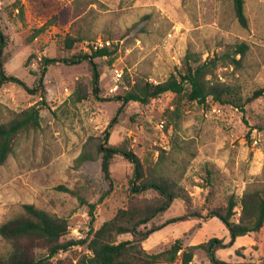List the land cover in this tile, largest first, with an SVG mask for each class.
I'll return each mask as SVG.
<instances>
[{
    "label": "rangeland",
    "instance_id": "rangeland-1",
    "mask_svg": "<svg viewBox=\"0 0 264 264\" xmlns=\"http://www.w3.org/2000/svg\"><path fill=\"white\" fill-rule=\"evenodd\" d=\"M245 10L248 27L240 23L233 0H0V27L8 37L5 69L31 88L45 57L89 50L100 38L117 46L113 55L96 59L100 97L93 91L88 60L50 65L44 93L15 83L0 88V123L32 105H38L41 114L40 128L21 131L0 166V226L23 212L25 203H33L68 218L71 230L64 240L82 238L90 231L91 203H96V229L128 206L131 161L122 155L114 159V187L103 198L110 186L101 158L81 165L77 158L86 139L102 135L121 106L110 98L124 94L136 78L164 81L181 72L188 52H196L202 61L217 58L208 77L237 86L244 100L264 87V0H245ZM69 38L76 40L72 50L65 44ZM241 42L249 49L240 64L232 63V46ZM117 70L122 73L119 79ZM109 142L129 146L146 168L174 179L190 195V201L176 199L148 223L147 228L161 226L144 242L150 252L169 249L176 241L184 249L211 237L230 241L228 228L217 217L173 221L205 203L208 168L218 171L224 192L241 196L249 188L264 189V95L247 103L245 111L211 97L200 103L173 92L146 104L132 102L119 116ZM155 195L148 191L142 197ZM7 249L0 234V255ZM87 251L74 247L58 257L67 259L63 264H70L69 259L78 264L80 253ZM218 255L227 261L264 264V227L239 237ZM189 264L211 263L198 249Z\"/></svg>",
    "mask_w": 264,
    "mask_h": 264
},
{
    "label": "trees",
    "instance_id": "trees-1",
    "mask_svg": "<svg viewBox=\"0 0 264 264\" xmlns=\"http://www.w3.org/2000/svg\"><path fill=\"white\" fill-rule=\"evenodd\" d=\"M16 1V0H15ZM236 15L244 27L249 26V19L245 10V0H233ZM40 28L38 31H43ZM75 39L65 41L68 50H72ZM8 37L0 27V88L8 83H15L32 93L46 90L45 76L48 67L57 61L69 64H79L88 60L93 70V91L100 97V71L97 58L108 57L115 53L116 44L95 48L94 44L89 50H81L63 58L45 57L41 75L35 87L28 86L21 78L8 74L5 69V48ZM233 47L234 55L241 54V58L231 56L232 63L240 64L246 55L249 45L245 42L236 43ZM217 58L201 60L196 52H188L179 74H171L164 81L155 83L145 77L136 78L122 95H116L111 100L121 102L116 115L112 118L102 135L89 136L83 143L82 151L77 158L79 165L87 161L101 158L102 171L109 189L103 195L108 196L114 187V178L111 174V165L118 155L124 156L134 164L133 176L130 180L131 199L127 207L121 208L99 228L94 227L96 203L90 204V231L82 238H63L70 233L71 227L68 218L52 215L33 203H25L24 211L8 219L0 226V234L6 242L8 249L0 255V264H63L67 259L58 255L62 252L72 251L74 247H85L88 251L81 252L78 264H152L168 262L189 264L196 251L202 249L207 253L211 264H257L254 262L227 261L218 255L220 249L229 247L242 236L258 233L264 227V189L249 188L241 196L235 192H224L222 178L210 167L207 169L203 187L207 190L206 201L202 207L194 208L173 221L184 217L204 218L217 217L228 228L230 241L211 237L207 241L189 245L184 249L180 241H176L169 249L160 252H150L144 247V242L161 226L147 228L155 217L165 212L176 199L182 198L190 201L187 190L178 183L157 172L155 168H146L140 156L129 146L113 145L109 142L112 130L118 123L119 116L124 112L126 105L132 102L148 103L165 93L173 92L176 95H185L191 101L204 103L213 98L222 104H231L241 111H245L246 104L264 95V87L254 91L253 95L244 100L240 89L223 81H211L212 67L216 65ZM82 98V97H81ZM41 126V114L38 105H32L13 117L0 123V166L4 165L14 150L17 135L21 131L38 129ZM66 191L68 187L61 186ZM152 191L155 196L146 198L142 194ZM102 198V199H103ZM86 203L85 200H83ZM131 235V238H121ZM238 248L236 252L241 253ZM179 251H182L179 257ZM70 264L72 260L69 259Z\"/></svg>",
    "mask_w": 264,
    "mask_h": 264
},
{
    "label": "built area",
    "instance_id": "built-area-1",
    "mask_svg": "<svg viewBox=\"0 0 264 264\" xmlns=\"http://www.w3.org/2000/svg\"><path fill=\"white\" fill-rule=\"evenodd\" d=\"M10 1H14V0H10ZM112 44L113 42L111 40L109 39L103 40L100 38L99 40H97V42H95L94 47L99 48L103 46H111ZM117 76H118V79L122 76V73L119 72L118 70H117Z\"/></svg>",
    "mask_w": 264,
    "mask_h": 264
}]
</instances>
